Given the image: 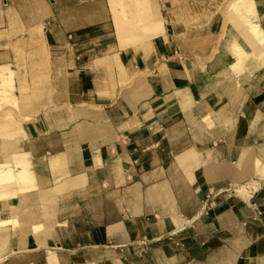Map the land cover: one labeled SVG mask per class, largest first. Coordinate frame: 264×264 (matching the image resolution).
Wrapping results in <instances>:
<instances>
[{
    "label": "crops",
    "instance_id": "1",
    "mask_svg": "<svg viewBox=\"0 0 264 264\" xmlns=\"http://www.w3.org/2000/svg\"><path fill=\"white\" fill-rule=\"evenodd\" d=\"M109 1L0 0V163L31 176L0 264H264L254 41L226 0H142L123 47Z\"/></svg>",
    "mask_w": 264,
    "mask_h": 264
},
{
    "label": "bare ground",
    "instance_id": "2",
    "mask_svg": "<svg viewBox=\"0 0 264 264\" xmlns=\"http://www.w3.org/2000/svg\"><path fill=\"white\" fill-rule=\"evenodd\" d=\"M109 3L112 8L111 10L113 11L114 24H115L118 40L121 46L124 47L131 43H134L135 41L138 40L141 32L149 31L148 29L151 22L149 24L147 18L143 16L145 13V9L143 8L142 0H110ZM228 9H230V11L234 14V16L237 17V20L240 23V25L246 28L249 36L254 41V42L251 41V44L254 43V47L257 50H259V53L257 52V54L255 52L251 55H247L243 53L240 50V48L237 47V45L234 44L233 48L236 50V53L239 58L237 59L239 60L238 68L239 66L241 67L242 65H247V64L253 65L255 67L264 66V30H262L260 25L257 23L254 1L231 0ZM126 10L129 12V15L131 17L130 19L127 18ZM152 24L154 25V23ZM232 52L235 51L232 50ZM235 68L236 67L234 66L233 69L235 70ZM14 105L17 106L16 102L14 103ZM26 165H28V163ZM9 167H10L9 162L0 163V199H7L9 197L16 196V192L18 190L14 189L16 187L15 185L19 183H23L24 186V182L31 179L29 172L22 170L14 174L13 171L11 170L12 168ZM24 187L22 188V190L24 189ZM30 187L33 186L31 185Z\"/></svg>",
    "mask_w": 264,
    "mask_h": 264
},
{
    "label": "rangeland",
    "instance_id": "3",
    "mask_svg": "<svg viewBox=\"0 0 264 264\" xmlns=\"http://www.w3.org/2000/svg\"><path fill=\"white\" fill-rule=\"evenodd\" d=\"M231 0H226L225 3H224V9L225 8H229V3H230ZM180 6H183V3L180 4ZM190 6V5H189ZM15 106V105H14ZM17 107V106H16Z\"/></svg>",
    "mask_w": 264,
    "mask_h": 264
}]
</instances>
